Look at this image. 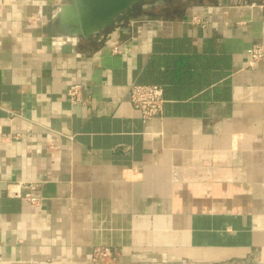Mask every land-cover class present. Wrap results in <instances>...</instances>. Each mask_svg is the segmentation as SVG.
Masks as SVG:
<instances>
[{
  "label": "crops",
  "instance_id": "1",
  "mask_svg": "<svg viewBox=\"0 0 264 264\" xmlns=\"http://www.w3.org/2000/svg\"><path fill=\"white\" fill-rule=\"evenodd\" d=\"M179 1L86 39L0 0V264H264V0Z\"/></svg>",
  "mask_w": 264,
  "mask_h": 264
},
{
  "label": "water",
  "instance_id": "2",
  "mask_svg": "<svg viewBox=\"0 0 264 264\" xmlns=\"http://www.w3.org/2000/svg\"><path fill=\"white\" fill-rule=\"evenodd\" d=\"M157 0H65L54 20L69 35L92 38L141 15Z\"/></svg>",
  "mask_w": 264,
  "mask_h": 264
},
{
  "label": "built area",
  "instance_id": "3",
  "mask_svg": "<svg viewBox=\"0 0 264 264\" xmlns=\"http://www.w3.org/2000/svg\"><path fill=\"white\" fill-rule=\"evenodd\" d=\"M191 21L205 25L204 21L197 15L192 16ZM114 51L116 49L114 48ZM251 63L260 60L264 57V49L259 44H253L246 50ZM67 96L71 103H83L84 99L81 93V85L78 83L72 84L67 89ZM129 98L131 103L137 108L143 120H148L151 117L160 114L165 103L163 95V88L155 83H139L132 82L129 86ZM28 189L25 193L21 194L18 191H12L13 195L19 196L30 205H37L40 202V197L33 195L29 190L34 188L33 184L23 185ZM116 251L109 247H96L93 250V259L103 263H110L116 258Z\"/></svg>",
  "mask_w": 264,
  "mask_h": 264
},
{
  "label": "rangeland",
  "instance_id": "4",
  "mask_svg": "<svg viewBox=\"0 0 264 264\" xmlns=\"http://www.w3.org/2000/svg\"><path fill=\"white\" fill-rule=\"evenodd\" d=\"M172 2V3H174V4H176V2L178 3L179 2V4H182L183 2H181V1H179V0H157L156 2H155V4L156 5H154V7L155 8H153L150 12L152 13V14H154V15H159L160 14V12L161 11H163V6H167L170 2ZM198 2V0H184V3H186V2ZM178 4V5H179ZM151 7V6H150ZM115 260V259H114ZM113 260V261H114ZM112 261V262H113ZM97 262H100V261H97ZM100 263H102L103 264V262H100ZM111 263V262H110ZM109 264V263H108Z\"/></svg>",
  "mask_w": 264,
  "mask_h": 264
}]
</instances>
